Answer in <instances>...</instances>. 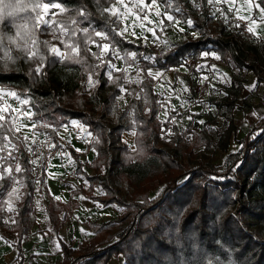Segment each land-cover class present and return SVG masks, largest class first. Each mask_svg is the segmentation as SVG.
<instances>
[{
  "label": "trees",
  "instance_id": "trees-1",
  "mask_svg": "<svg viewBox=\"0 0 264 264\" xmlns=\"http://www.w3.org/2000/svg\"><path fill=\"white\" fill-rule=\"evenodd\" d=\"M114 1L5 0L24 5L27 10L0 20V35L7 45L0 48V88L26 99L30 113L34 114L33 120L43 125L59 128L71 119L79 121L92 133L87 148L95 151L87 162L92 169L89 173L79 160L80 153L63 144L72 160L73 173L85 181L70 188L67 201L54 199L45 186L43 171L39 169L33 176L26 154L21 149L16 153L20 159L14 160L15 164L19 162L27 171L15 173L17 180L24 181L23 187L19 184V191L25 195L20 201L15 200L11 218H7L3 201L11 182L3 181L5 188L0 190V209H3L0 238L16 249L11 264H27L32 257L29 254L24 260L21 240L30 233L33 223L34 192L45 197L44 214L49 229L55 234L77 208V195L121 208L115 220L87 218L92 235L75 246L58 240L57 264H108L119 254L123 257L122 264H264V115L239 139V147L229 151L238 129L233 109L243 93L244 70L251 71L262 84L264 104V41L259 46L242 43L238 38L241 27L235 23L228 27L219 22L217 32L212 33V5L207 0H157L163 5L164 13L182 21L193 20V28L198 33L197 37L183 39L157 53L140 41L115 36L112 28L119 30V22L113 23L116 19L109 13L101 14ZM57 2L66 11L59 10L56 16L49 17L50 22H60L55 27L36 28L34 19L27 24L37 41L35 46L27 45L30 51L37 52L35 58L29 59L27 52L21 51L22 38L17 37V26L23 23L21 17L35 18L39 11L36 5ZM150 2L145 0L147 4ZM80 11L85 12L92 28L106 30L110 38L114 37L122 54L137 53L133 69L112 72L116 83L108 80L106 65L100 66L99 49L91 50L96 56L84 49L80 32L75 40L81 45V63L61 61L49 54L51 45L65 54L70 52L65 44L72 41L62 35L60 28L68 26L71 31L73 19L78 21L76 28L88 26L78 15ZM92 35L98 43L108 42ZM9 37L21 48L10 43ZM44 41L48 42L47 46ZM210 50L216 51L231 71L224 94L209 100L223 118L224 127L214 137L206 130L205 122L201 127L188 126L183 131L170 122L169 115L161 123L158 119L160 98L147 69L178 67L186 54L199 55ZM145 56L152 59L145 60ZM110 58V54L104 57ZM37 67H41L39 74L34 71ZM125 67L128 66L122 61L120 69ZM136 69L142 74L140 84L126 83L125 77ZM89 75L99 83L80 90V84ZM120 86L131 93L140 89L141 99L132 97L126 108L118 110L116 99L121 94ZM248 99L242 100L246 108L250 107ZM130 129L135 133L134 148L122 137ZM162 129L171 130V134L162 136ZM44 131L51 141H58L51 127ZM0 135H7L13 144L17 143L6 126ZM4 143L0 139V147ZM215 152L225 154L223 167L214 164ZM154 191L157 193L151 197Z\"/></svg>",
  "mask_w": 264,
  "mask_h": 264
},
{
  "label": "rangeland",
  "instance_id": "rangeland-1",
  "mask_svg": "<svg viewBox=\"0 0 264 264\" xmlns=\"http://www.w3.org/2000/svg\"><path fill=\"white\" fill-rule=\"evenodd\" d=\"M124 3H126L128 5V8L132 10L130 14H127L126 19L122 18L121 22H119L121 29L125 26L128 27V31L125 32L124 37L135 42L140 41L148 46H152L154 51L157 53L164 52L165 50L172 47L175 43L180 42L183 39L190 37L194 38V32L196 33L195 37L198 36L197 31L193 27L189 28L186 23V21L190 18L185 21H182L178 18H174V20L171 22L166 20L163 27H161L159 25V21L162 18H165V14H163V12H160L161 15L159 17L156 15V8L158 7L157 4L151 9H145L143 12H141L134 6L136 0H124ZM43 4L44 3H41L40 5ZM148 4H151V2ZM112 6L119 8L122 13L125 11L123 5H121L118 0H115L108 7ZM245 6L246 5L244 4V7ZM260 6L264 7V2H262ZM229 9L230 8L224 6L223 4L217 3L212 5L211 32H217L219 22H224L228 27H230L234 23L236 25L239 24L241 27V31L238 34L239 40L242 43H252L255 46H259L260 43L264 41V20H261L258 17H254L253 19L256 20V23L252 25L254 28V33L250 34L247 32L249 21L238 20L236 18V13H234L235 11L233 9L229 11ZM58 11L59 9L50 8L47 10V14L45 15V10L39 8L38 14L44 16V18L49 20V17L52 15V13H56ZM213 13H215V15H213ZM259 14H261L260 11ZM109 15L111 16L110 13ZM137 15H139L141 18L140 22H137L136 20ZM145 15L148 16V21H143V17ZM225 17H227V23L225 22ZM176 21H179V23H176ZM141 22L144 24L143 29L139 26V23ZM134 24L135 26H133ZM150 28H153L155 30V36H153L152 32L144 30ZM180 28H183L184 31H180ZM163 41H166L167 44L162 43ZM89 47L91 48V50H94L96 48L94 45H89ZM207 52H214L220 57V55L214 50H210ZM110 60H112V63L116 65V68H122L121 60H116L112 57L110 58ZM202 64H207V68H200L199 70H197L198 66ZM213 67L215 70H213ZM133 68L134 66H131V69ZM157 71H159L163 75H161L158 79H154V90L155 92H157L160 99L165 98V102L162 103H164L163 108H167V112L163 110L161 114L158 113L159 121L163 123L169 115L170 122L173 123L172 118L175 117V121L178 124L177 127L180 131H183L188 126L201 127L202 124L198 123V121H204L206 130L215 137L218 131H220L225 124L223 118L216 111L215 107L209 103V100L222 96L224 94V88L229 84L231 71L225 60L222 57H220V59H215L212 55L201 57V55L199 54V56H197V60L192 64H188L186 68H181L179 70L159 69ZM174 72H177L179 75H174V79H171L169 81L167 79L168 76ZM183 74H187L189 78L187 79L183 76ZM242 74L245 78L243 93L237 100V107L233 109L234 121L238 129L235 137L230 143L229 151L236 150L239 147V139L243 136L244 133L249 130L251 125L264 114V109L261 112L259 109V107L264 108V104L261 102L262 84L256 81L251 71L244 70ZM203 76L208 77L205 82L208 83V85L212 88L213 94L211 97L204 99L198 98L191 91V86L199 83L201 81V77ZM127 79L129 81H134L136 79L141 81L142 74L139 69H136L135 73L127 76ZM181 80L184 81L183 85L180 83ZM132 83L140 84L136 82ZM185 87L188 88L187 92L183 91ZM88 88V79H86L80 84L79 89L87 90ZM170 89L172 90V95L169 97ZM9 93L14 92L0 88V110H2L0 111V115H3L5 117V120L0 121V123H3L11 133L15 132L16 128L19 127L20 131L16 132L15 134L21 137H23L24 135H28L29 140L27 144L35 147L31 144L33 133H36L35 139H37V141H44L47 137H49L44 131L45 127H42V123L35 121L37 127L35 130H31V121L26 119L24 115L25 113H30V109L26 105V103H22V101H26V99L9 95ZM136 93H140V89H138L134 93L127 91L121 93L118 97L123 96V99H118L117 97V107L119 109L126 108L129 104L130 99L132 97H135ZM243 98H249V108L245 107L242 101ZM182 101L184 102L183 104L181 103ZM253 113H255V115H253ZM189 116L192 117L191 120L188 119ZM72 120L75 119H71L70 121ZM83 126L88 130L85 125ZM57 129L58 133L56 132V134L59 137L58 139L62 140V143H59L58 141L51 142L58 145L64 144L70 146L75 151L76 149H79L80 151H77L80 153L79 160L84 163V169L87 172L91 173L92 169L87 166V162L90 161L89 153L92 148H90L89 150V148H87V144L89 141V137H92V135L87 136V134L82 132L79 127L72 126L69 121L67 128L59 127ZM168 133L169 129H166L162 132V136L167 137L170 135ZM81 135H84L86 139H80L79 137ZM128 145L134 148L133 143H130ZM10 147L11 145H9V148ZM64 148L65 146L62 148L57 147L52 149L51 152H49L47 148H44L43 163L38 162L36 165H32L30 162L29 163L33 176L37 175L39 169L43 171L44 183L50 195L54 199H56V197H59V200L66 201L68 199L70 188H72L73 186L84 184L85 181L84 179L73 173V163H69V159L71 160V158ZM20 149L24 153H26L28 161L36 158V156L29 154L25 150L24 146H20ZM59 152L64 153V156H58L57 153ZM7 154V150H5L3 153H0V155L4 156H7ZM13 155H16V153L14 152ZM213 157L214 164L223 167L225 154L215 152L213 153ZM0 165H2V167H0V172L3 171V167L12 166L14 169L15 161H0ZM12 187H16L19 189V184L11 182L8 189L3 195L7 218H11L14 212V210L11 212L7 210L9 207V202H11V205L14 209V202L16 200L14 196L9 197L7 195V193L11 191ZM156 193L157 191H154L150 194V196L153 197L156 195ZM76 198L78 200L77 208L72 211V214L67 221L62 222L59 231L55 234L49 229L44 214L43 206L46 202L45 197L38 194L37 192H34L32 201L35 212L29 234L38 235L39 238L41 236V238H43L47 243L49 249L47 250V252H40L41 250L34 251L33 249H31L30 254L32 255V257L29 259L28 264H57L60 259V248L58 240L70 243L72 246H75L78 242L92 235V232L90 231V228L85 221L87 218L96 221L115 220L121 212V208L113 204L104 205L103 207H97V202L95 201L89 199L84 200V198L82 199V197H80L79 195H77ZM81 229H83V231H81ZM122 263L123 257L120 254L112 257L108 262V264Z\"/></svg>",
  "mask_w": 264,
  "mask_h": 264
},
{
  "label": "snow or ice",
  "instance_id": "snow-or-ice-1",
  "mask_svg": "<svg viewBox=\"0 0 264 264\" xmlns=\"http://www.w3.org/2000/svg\"><path fill=\"white\" fill-rule=\"evenodd\" d=\"M118 2L123 5L124 8V12L122 13L119 8L112 6V7H105L103 8L102 11V15L103 13H110L112 17H115L116 20L113 21V23H118L121 22L122 18L126 19L127 18V14L131 13V9L128 8V5L126 3H124V0H118ZM225 3V4H233L234 0H207V3L209 5H214L217 3ZM247 5H249L250 7H254L259 9L260 13L262 14L260 19L264 20V7H261L259 3L257 4H253V0H246ZM157 4V0H151V4H147L145 3V0H136L135 3V7L137 9H139L141 12H143L145 9H151L153 6H155ZM35 8H42L43 10H45V15L47 14V10L50 8H56L59 9L61 12L66 11L65 8H62L61 3L57 2V3H44L43 5H36ZM34 8V10H35ZM27 9L24 5H21L19 3H12V2H8L6 3L5 0H0V20H2L5 16H9V17H13V16H17L18 13L20 12H25ZM177 11H179V9H177ZM229 11H231V8L229 9ZM53 16H56V13H52ZM78 15L83 17L85 21L88 22V26L82 27V28H76L75 25H77L78 21L73 19L71 21V25L73 26V29L70 31L68 26H63L60 28V31L62 33L63 36H66L69 41H72L68 44H65V47L70 49V52L68 54H65L63 52H61V50L56 47V46H51L48 51L49 54L53 57L59 58L61 61L64 60H71L74 61L75 63H81V57H80V42H77L75 40L76 36H77V32H80L83 34V47L86 51L91 52V48L89 47V45H94L96 48L99 49V59H100V66L103 67L104 65H106V70H107V78L108 80L112 81V83H116L115 80L112 79V72L113 71H129L131 69V66L133 63H136L137 60V53L134 51H130V52H124L123 54L121 53V50L117 47V44L115 42L114 37L110 38L109 33L106 30H96L95 28H92L91 26V21H88V17L85 14L84 11H80L78 12ZM156 15L159 17L161 15L160 11L158 10L156 12ZM213 15H215V13H213ZM21 19L23 20V23L19 24L18 27V32H17V37L18 38H22L23 40V44L24 47L21 48L20 44L17 43L16 41H13L11 37H9V41L10 43L16 44V47L21 48V51L27 52V57L29 59L35 58V56L37 55V52L35 51H30L27 48L28 43H31L33 46H35L37 44V41L34 40L32 38V34L29 31V29L27 28V24L29 22H33L34 19V26L36 28H40L41 25H46V26H50V27H55V25H57L58 23H60L59 21L53 20V21H49L48 19L44 18V16L41 15H37L35 18H32L31 16H25V17H21ZM165 19L167 21H173L174 17L173 15L170 14H166L165 15ZM237 19L239 20H248L249 21V26L247 27V32L252 34L254 33V28L252 25H254L256 23L255 19H252L248 16H238ZM137 22H140L141 18L139 15H137L136 17ZM143 21H148V16L145 15L143 17ZM225 22L227 23V17H225ZM176 23H179V21H176ZM187 25L189 28L194 26V22L191 19H188L186 21ZM159 25L161 27H163L164 25V19H161L159 21ZM135 26V24L133 25ZM139 26L143 29L144 28V24L141 22L139 23ZM236 27H240L239 24L236 25ZM90 29H91V33H90ZM146 31H150L153 33V36H155V30L153 28L150 29H144ZM180 31H184L183 28L179 29ZM112 31L115 33V36H119V37H123L125 32L128 31V27L125 26L124 28L120 29V30H116L115 28H112ZM92 33H94V36L97 38H100L101 41H108L105 43H98L94 38ZM193 36H196V33H193ZM63 43V41H61ZM162 43L167 44L166 41H163ZM43 44L45 46L48 45L47 41H44ZM7 45H5L4 40L2 35H0V48H6ZM91 54L93 56H96L97 53L95 52H91ZM111 55V57L113 59L116 60H121L123 61L128 67L125 69H118L116 68V65L114 63H112V60H105L103 59L104 57ZM201 57H207L209 55H212L215 59H220V57L218 55H216V53H209L207 51L200 53ZM9 59H11V57L9 56ZM145 60H150L152 59V57L149 56H145L144 57ZM129 61H131V63H129ZM200 68H207V64H202L198 66L199 70ZM213 70L214 67H213ZM37 74H39L41 72V67H37L34 70ZM2 74V73H0ZM147 75L149 77H152L153 79H158L161 75H163L162 73H160L159 71L153 72L151 69H149L147 71ZM208 79L207 76H203L201 77V83H203L204 81H206ZM125 82H136V83H140L141 81H139L138 79L134 80V81H129L127 79V77H125ZM99 83V81L97 80H93L92 76L89 75L88 77V87L92 88L95 87L97 84ZM180 83L183 85L184 81L181 80ZM119 91L121 93L126 92V89L123 86L119 87ZM184 92L188 91V88L185 87L183 89ZM141 92H143V89H141ZM9 95L12 96H16V93H9ZM172 95V90H169V97ZM226 95V93H225ZM136 99H141V95L140 93H136L135 94ZM118 99H123V96L118 97ZM22 103H28V101H22ZM159 103V102H158ZM182 104L184 103L183 101L181 102ZM161 107H164V105H161ZM149 111L151 109H148ZM2 111V110H0ZM165 112H167V108H165ZM26 119H28L29 121H31V125H30V129L31 130H35L37 125L35 123V121L33 120V115L32 113H25L24 114ZM253 115H255V113H253ZM189 120L192 119L191 116L188 117ZM5 117L3 115H0V121H4ZM172 122L175 123V117L172 118ZM198 123L203 124L204 121H198ZM70 124L72 126H77L81 129L82 132L86 133L87 136H91V132H89L87 129L84 128V126L77 120H72L70 121ZM68 125H65L64 127L67 128ZM42 127L48 128L51 127L53 132H57L58 133V129L55 127H52L50 124H44L42 125ZM4 128L5 125L3 123H0V134H2L4 132ZM20 128L17 127L15 132L12 133V136L15 138V140L17 141V143L13 144L11 142V139L9 138V136L7 135H0V139H2L5 143L3 147H0V153H3L5 150L8 151L7 156L4 155H0V161H7V160H17L19 161L20 157L17 155H13V153H19L20 152V146H24L25 150L33 155L36 156L35 159H31L29 162L32 165H36L38 162L39 163H43V152L42 149L47 148L49 152H51L52 149L57 148V147H63V145H58L56 143H52L51 142V137H47L44 141H37V139H35V135L36 133H33V139L31 144L34 145L30 146L27 144L29 137L28 135H24L23 137L21 136H17L15 133L19 132ZM163 131V129H162ZM171 134V130H169V133ZM133 135H135V133H133ZM80 139H86V137L84 135H81L79 137ZM127 143V142H125ZM9 145H11V147L9 148ZM76 151H80L79 149H76ZM58 156L63 157L64 153L59 152L57 153ZM69 163H72V161L69 159ZM0 167H2V165H0ZM24 171H27V169L22 168V165L17 162L14 166V169L12 166L9 167H3V171L0 172V190H3L5 188V185L3 183V181L7 180L9 182L12 183H18L21 185V187L24 186V181L23 179H16L15 173H22ZM87 183V181H86ZM7 195L9 197H15V199L17 201H20L23 198V195H25L24 193H20L19 189L16 187H12L11 191L7 193ZM56 199H59V197H56ZM83 199V197H82ZM38 203V202H37ZM97 207H103L104 205H101L99 203L96 204ZM3 209H0V211H2ZM9 212L13 211V207L11 205V202H9V207L7 209ZM81 231H83V229H81Z\"/></svg>",
  "mask_w": 264,
  "mask_h": 264
},
{
  "label": "crops",
  "instance_id": "crops-1",
  "mask_svg": "<svg viewBox=\"0 0 264 264\" xmlns=\"http://www.w3.org/2000/svg\"><path fill=\"white\" fill-rule=\"evenodd\" d=\"M257 3H258V0H253V4H257ZM158 4L159 3L157 2V6L158 7L156 8V11L159 10L160 12H163V5L162 4L158 5ZM218 4H223L224 6L233 9L235 11L234 13H236V18L238 16H248V17H250L252 19L254 17L255 18L258 17L260 19L261 15H262V14H259V9L254 8V7H250L249 5H247L246 0H234L233 4H225L223 2L218 3ZM244 4L246 5L245 7H244ZM163 14L166 15V14H170V13H164L163 12ZM119 28L121 29V26H119ZM181 68H186V66L180 65L178 67L169 68V69L179 70ZM149 69H151L153 72H156L157 70H159V68H149ZM149 69H147V71ZM165 70H167V69H165ZM174 75L176 76V75H179V74L177 72L171 73L168 76L167 79L169 81L171 79L173 80L174 79ZM183 75H187V74H183ZM160 100H161L160 101L161 105H164V103H162V102H165V98H161ZM116 103H117V99H116ZM161 105H160V110H159L160 114H161V112L163 110H165L163 107H161ZM259 109H260V112H261V111H263L264 108L259 107ZM118 110H122V109L118 108ZM69 123H70V120H69ZM175 124L178 126L177 122H175ZM65 125H68V122L66 124H62L59 127L62 128ZM133 133H134V130L130 129L128 131L123 132V134H122L123 139L128 144H130V143L132 144L133 143V139H134ZM91 138L92 137H89V141L91 140ZM58 141L62 143V140L58 139ZM89 150H90V148H89ZM89 154H90L89 158L91 160L94 157V155H95V151L93 149H91ZM68 197H69V195H68ZM84 200H86V198H84ZM21 248H22V251H23L24 260H27L28 255L31 253L30 252L31 249H33L34 251L41 250L40 252H44V251L47 252V250L49 249L47 243L45 242V240L43 238H41V236L39 238L38 235H30V234H28L26 238L21 240ZM15 256H16V249L14 247H12L9 243L5 242L2 238H0V264H11ZM28 263H29V259L27 260V264Z\"/></svg>",
  "mask_w": 264,
  "mask_h": 264
},
{
  "label": "built area",
  "instance_id": "built-area-1",
  "mask_svg": "<svg viewBox=\"0 0 264 264\" xmlns=\"http://www.w3.org/2000/svg\"><path fill=\"white\" fill-rule=\"evenodd\" d=\"M197 56H199V55H197L196 53L186 54L181 60V65L187 66L188 64L194 63L197 60ZM191 91L195 96H197L198 98H203V99L209 98L213 95L212 94V88L205 81L203 83L199 82V83L192 85ZM32 138H33V136H32ZM42 152L44 154L43 149H42Z\"/></svg>",
  "mask_w": 264,
  "mask_h": 264
}]
</instances>
